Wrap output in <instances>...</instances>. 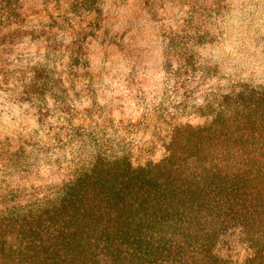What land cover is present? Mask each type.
<instances>
[{"label":"clouds","instance_id":"obj_1","mask_svg":"<svg viewBox=\"0 0 264 264\" xmlns=\"http://www.w3.org/2000/svg\"><path fill=\"white\" fill-rule=\"evenodd\" d=\"M261 100L264 0H0V217L35 214L101 161L167 163L178 132L219 115L251 117L249 147L264 144ZM203 243L173 264L255 254L239 224Z\"/></svg>","mask_w":264,"mask_h":264},{"label":"trees","instance_id":"obj_2","mask_svg":"<svg viewBox=\"0 0 264 264\" xmlns=\"http://www.w3.org/2000/svg\"><path fill=\"white\" fill-rule=\"evenodd\" d=\"M254 128L249 116L219 115L213 129L178 132L185 142L167 163H97L43 210L0 217V262L173 264L200 241L208 256L216 231L239 224L255 249L249 264H264V144L249 147Z\"/></svg>","mask_w":264,"mask_h":264},{"label":"rangeland","instance_id":"obj_3","mask_svg":"<svg viewBox=\"0 0 264 264\" xmlns=\"http://www.w3.org/2000/svg\"><path fill=\"white\" fill-rule=\"evenodd\" d=\"M44 208H46V207H43L40 210H43ZM40 210H38V211H40ZM27 215H29V213ZM27 215H18L17 217H24V216H27Z\"/></svg>","mask_w":264,"mask_h":264}]
</instances>
